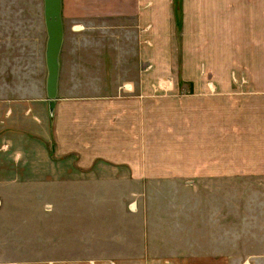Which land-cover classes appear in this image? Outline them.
Instances as JSON below:
<instances>
[{"label": "crops", "instance_id": "obj_1", "mask_svg": "<svg viewBox=\"0 0 264 264\" xmlns=\"http://www.w3.org/2000/svg\"><path fill=\"white\" fill-rule=\"evenodd\" d=\"M73 1L79 30L84 19L112 28L109 52L122 59L111 70L127 74L69 85L61 63L52 112L33 82L0 94V264H237L239 236L233 247L223 232L243 220L259 232L264 215V0H181L179 30L173 0ZM181 48L187 74L203 57L202 79L146 78L157 56L177 72ZM32 185L73 186L64 195L97 200L89 216L102 220L118 216L116 198L122 227L79 237L97 254L20 259L4 249L16 246L19 212L32 225V208L18 209L32 198L19 187Z\"/></svg>", "mask_w": 264, "mask_h": 264}, {"label": "rangeland", "instance_id": "obj_2", "mask_svg": "<svg viewBox=\"0 0 264 264\" xmlns=\"http://www.w3.org/2000/svg\"><path fill=\"white\" fill-rule=\"evenodd\" d=\"M62 7L64 10L62 12L64 15L61 16L64 43L61 47L59 62L60 69L62 63L61 73L63 77L67 78L69 85L79 83V80L87 82L90 79H105L107 77L111 79L112 75L115 79L127 74L122 70H111L116 66L114 57L117 59L121 57H113L109 52V48L113 47L110 43H114L113 33H111L112 28L109 34L105 36L106 32H102L106 28L104 22L96 23V27L93 23L95 21L90 22L84 19V29L79 30L80 25L75 26V22L79 21V16L74 18L75 11H77V9H74V1L64 0ZM110 26L112 25L110 24ZM46 39L43 0H0V94L10 93L11 91L20 94V89L24 90L26 83L31 82L34 83V92L39 87L45 88L47 76L44 54ZM79 50H82L81 55H77ZM182 50L183 48L178 49L177 72L174 71V66H172L173 71H165V68L169 67V62L163 60L164 57L157 56L155 58L157 60V74L146 78L184 79L187 76V78L202 79L203 74L200 69L201 63H204L203 57L196 55L191 57L189 63L191 61L197 63L194 66L196 70L189 71V74H187L185 69L189 65L185 69L182 68L183 59L186 60V57L182 55ZM126 58L132 60L133 57L128 55ZM217 62L216 60L215 63ZM242 63H244V60H242ZM185 64L188 63L185 62ZM130 74L131 78L134 77V71H131ZM204 77L217 78L216 74L211 71L206 72ZM40 82H43L42 85ZM79 88L76 90H79ZM242 186L251 187L249 184H242ZM258 186L261 188L255 190L256 195L261 192L264 198V189H262L264 185ZM106 188L111 191L113 185L106 186ZM114 190L121 191L122 189L115 186ZM19 191H28V195L32 196L30 200L26 198L19 199L18 204L19 211L29 207L32 208V225H29L27 229L26 220L30 217L19 212L16 217L17 230L12 231V235L17 238L16 246L7 247L4 250L12 255H17L20 259L30 257L54 259L61 256L75 257L97 254L98 250L102 249L91 246L90 244H94V241L79 240V237L88 238L90 232H95L97 229L103 228V232L95 233L99 235V233H109L107 231L119 230L122 227L121 206L116 198L107 205V207L113 208L115 214L118 215L108 217L109 219L114 218L117 222L111 223L105 217H103V221L100 216L93 218L89 216L92 209L98 210L99 214L101 213L102 208L97 205V200L89 201L88 198H84L82 195L76 198L71 195L70 199L65 196L64 193L74 191L73 186L59 187L55 185L44 187V185H32L19 187ZM109 191L101 192L109 193ZM244 192L247 193L246 190ZM251 192L254 193V188ZM124 200L122 207L126 208L129 201ZM262 202H264V199H262ZM59 207L60 211H58ZM248 208L249 206H247L246 211ZM57 212L62 216L58 215ZM244 217L243 213L242 220L254 219L253 216L249 215ZM259 218V232L255 231L254 228L248 229L253 223H245V220H243L241 226H237L236 231L223 232V236L228 237L227 243L229 246L234 247L235 240L239 236V248L234 251L237 257H240L237 264H264V215H260ZM74 225L80 226L87 233L76 232L75 228L77 227ZM187 234L188 237L195 239L200 236V230H192ZM233 247L229 249H233Z\"/></svg>", "mask_w": 264, "mask_h": 264}, {"label": "water", "instance_id": "obj_3", "mask_svg": "<svg viewBox=\"0 0 264 264\" xmlns=\"http://www.w3.org/2000/svg\"><path fill=\"white\" fill-rule=\"evenodd\" d=\"M62 0H43V17L47 39L45 44V65L47 70L45 90L49 98V109L52 112L57 96L60 70L59 55L63 40L61 19Z\"/></svg>", "mask_w": 264, "mask_h": 264}, {"label": "trees", "instance_id": "obj_4", "mask_svg": "<svg viewBox=\"0 0 264 264\" xmlns=\"http://www.w3.org/2000/svg\"><path fill=\"white\" fill-rule=\"evenodd\" d=\"M173 6L175 11L176 26L177 29L179 30L181 28V15H180L181 0H173Z\"/></svg>", "mask_w": 264, "mask_h": 264}]
</instances>
